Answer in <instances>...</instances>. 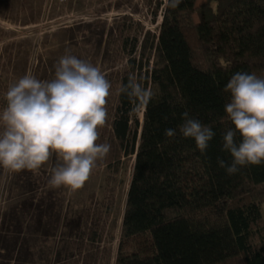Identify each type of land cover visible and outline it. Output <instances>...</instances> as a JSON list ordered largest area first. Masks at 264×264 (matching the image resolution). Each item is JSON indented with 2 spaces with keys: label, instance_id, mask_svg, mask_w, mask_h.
Returning <instances> with one entry per match:
<instances>
[{
  "label": "trees",
  "instance_id": "16d2710c",
  "mask_svg": "<svg viewBox=\"0 0 264 264\" xmlns=\"http://www.w3.org/2000/svg\"><path fill=\"white\" fill-rule=\"evenodd\" d=\"M196 1L180 0L173 8L165 0L151 60L142 41L138 58H129L130 69L118 78L119 88L134 73L155 95L139 124L135 105L117 92L108 120L111 151L104 163L134 155L114 264H264V163L232 175L218 164L232 161L223 150V135L234 128L225 112L226 84L236 72L264 78V0ZM135 48L137 42L132 53ZM184 112L215 133L203 154L179 133ZM166 129H176V136L167 137ZM23 206L33 210L34 199ZM83 215L86 238L95 240L89 211ZM9 216H2L0 241L16 211ZM17 243L7 246L5 260ZM80 245L79 254L84 238ZM98 254H81L82 264H98Z\"/></svg>",
  "mask_w": 264,
  "mask_h": 264
},
{
  "label": "rangeland",
  "instance_id": "374dc122",
  "mask_svg": "<svg viewBox=\"0 0 264 264\" xmlns=\"http://www.w3.org/2000/svg\"><path fill=\"white\" fill-rule=\"evenodd\" d=\"M164 2L0 0V108L5 105L2 98L8 86L19 77L30 72L51 79L60 57L72 54L101 68L112 83L110 119L117 104L118 78L130 69L128 59L138 58L142 41L146 46L143 55L152 58ZM134 42L137 48L132 53ZM141 82L144 84L143 79ZM142 112L135 114L139 124ZM108 131L107 123L98 142L106 141ZM133 161L134 155L129 154L122 155L117 165L98 162L85 186L76 192L49 186L55 156L38 173L8 174L0 168V222L3 214L4 218H10L12 210L17 214L15 224L10 220L3 225L0 264H82L85 252L99 253L98 264H114ZM31 199L33 210L23 206ZM83 210L89 211L95 240L86 238ZM82 238L83 253L79 254L76 248ZM14 241L19 248L7 261V246Z\"/></svg>",
  "mask_w": 264,
  "mask_h": 264
},
{
  "label": "clouds",
  "instance_id": "9594fccd",
  "mask_svg": "<svg viewBox=\"0 0 264 264\" xmlns=\"http://www.w3.org/2000/svg\"><path fill=\"white\" fill-rule=\"evenodd\" d=\"M179 3L171 0V7ZM224 90L230 93L225 112L234 128L223 135V150L232 161L218 159V164L232 175L241 167L264 163V78L236 72ZM117 91L128 96L134 111L146 109L155 95L134 73ZM111 95L112 83L101 68L72 54L60 57L51 79L25 73L8 86L0 108V168L8 174L38 173L55 156L49 186L69 192L82 189L111 151L109 143L98 142L108 123ZM182 115L180 135L194 139L205 153L215 135L212 128L187 112ZM176 134V129L165 130L167 137Z\"/></svg>",
  "mask_w": 264,
  "mask_h": 264
},
{
  "label": "crops",
  "instance_id": "0c3cea01",
  "mask_svg": "<svg viewBox=\"0 0 264 264\" xmlns=\"http://www.w3.org/2000/svg\"><path fill=\"white\" fill-rule=\"evenodd\" d=\"M260 212H261V215H262V218H263V221H264V202L261 203V205H260Z\"/></svg>",
  "mask_w": 264,
  "mask_h": 264
}]
</instances>
